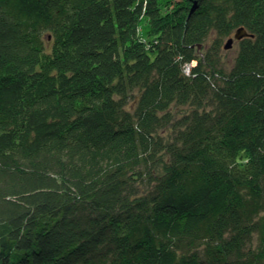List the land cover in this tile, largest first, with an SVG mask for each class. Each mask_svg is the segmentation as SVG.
Instances as JSON below:
<instances>
[{
  "label": "trees",
  "instance_id": "16d2710c",
  "mask_svg": "<svg viewBox=\"0 0 264 264\" xmlns=\"http://www.w3.org/2000/svg\"><path fill=\"white\" fill-rule=\"evenodd\" d=\"M0 264H264V0H0Z\"/></svg>",
  "mask_w": 264,
  "mask_h": 264
},
{
  "label": "rangeland",
  "instance_id": "374dc122",
  "mask_svg": "<svg viewBox=\"0 0 264 264\" xmlns=\"http://www.w3.org/2000/svg\"><path fill=\"white\" fill-rule=\"evenodd\" d=\"M147 20H145L144 18L141 20V25L139 27V33L142 38L145 36V32H146V28H147ZM235 32V31H234ZM234 32L232 33V35H230L229 37L233 36ZM229 37L223 38L222 40V52L220 55V59L223 63V65H225V67H227L228 69L232 66L233 62H234V58L237 54V49H238V44L237 42H235L232 47L230 49H225L224 45L227 41V39ZM215 39V35H212L210 40L208 41L207 44L212 43V41ZM196 63V61L194 62V64ZM185 73H190V68L186 67V69L184 70ZM189 110V107H176V106H172L171 108V112L173 113V115H176L177 117L180 116V113L185 112Z\"/></svg>",
  "mask_w": 264,
  "mask_h": 264
},
{
  "label": "water",
  "instance_id": "95a60500",
  "mask_svg": "<svg viewBox=\"0 0 264 264\" xmlns=\"http://www.w3.org/2000/svg\"><path fill=\"white\" fill-rule=\"evenodd\" d=\"M248 35L249 34L247 33V31L243 27H240V28L236 29L233 37L229 38L226 41V43L224 45V48L225 49H230L232 47L234 41H239L242 38L247 37Z\"/></svg>",
  "mask_w": 264,
  "mask_h": 264
},
{
  "label": "bare ground",
  "instance_id": "6f19581e",
  "mask_svg": "<svg viewBox=\"0 0 264 264\" xmlns=\"http://www.w3.org/2000/svg\"><path fill=\"white\" fill-rule=\"evenodd\" d=\"M234 33H235V32H234ZM233 35H234V34H233ZM231 37H233V36H231ZM231 37H229V38H231ZM229 38H228V39H229ZM228 39H227V40H228ZM235 42H237V41H234V43H235ZM234 43H233V44H234ZM187 74H188V73H187Z\"/></svg>",
  "mask_w": 264,
  "mask_h": 264
}]
</instances>
